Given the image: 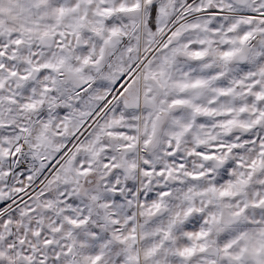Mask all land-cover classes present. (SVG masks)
Masks as SVG:
<instances>
[{"label":"snow or ice","instance_id":"1","mask_svg":"<svg viewBox=\"0 0 264 264\" xmlns=\"http://www.w3.org/2000/svg\"><path fill=\"white\" fill-rule=\"evenodd\" d=\"M0 264H264V0H0Z\"/></svg>","mask_w":264,"mask_h":264}]
</instances>
